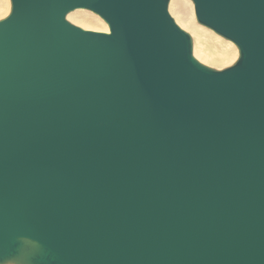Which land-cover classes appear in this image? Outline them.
<instances>
[{"label": "water", "instance_id": "water-1", "mask_svg": "<svg viewBox=\"0 0 264 264\" xmlns=\"http://www.w3.org/2000/svg\"><path fill=\"white\" fill-rule=\"evenodd\" d=\"M10 1L0 264H264V0H190L223 70L170 0Z\"/></svg>", "mask_w": 264, "mask_h": 264}, {"label": "rangeland", "instance_id": "rangeland-1", "mask_svg": "<svg viewBox=\"0 0 264 264\" xmlns=\"http://www.w3.org/2000/svg\"><path fill=\"white\" fill-rule=\"evenodd\" d=\"M183 1L184 0H175V5L174 6H176V5L177 6L174 7L173 6L174 0H170L169 11H170L171 16L178 23V25L192 36V39H193V42H194V56H195V58L198 59L203 64H205V65H207L209 67H212L214 69H217V70H223V69H226V68L232 66V64L235 63V61H236V59L238 57V50L235 47V45H233L231 42H228V41L224 40L223 38L217 36L215 33H213L211 30H209V29H207L205 27H203V30H201L202 27L197 23L196 18H195V11H194L193 3H191L190 0H188L190 4L185 3V1L184 2ZM183 4H184V6H182ZM185 7H187V8H185ZM190 7H192V8H190ZM179 10H182V12L179 11ZM191 10H193V11H191ZM76 12H77V14L75 15ZM87 12L88 13H86V11H81V10L80 11H75L74 15L72 14L70 16L71 17L70 18L71 23L73 22L72 24H74V25L77 24V26L80 25V27L83 25L82 26L83 29L89 28L87 30H94V31L103 32V30H105L107 25L98 16H96L95 14H93V13H91L89 11H87ZM7 14H8L7 0H0V19L5 17ZM78 14H88V16H90L92 18H95V19L97 18V19L94 20V21L92 20L90 22H87L85 19H83V16H81V17L77 16ZM188 16H189V19H192V23H193V25L195 24V26L191 27L189 24H187L188 20H186L185 18L188 19ZM74 19L77 20V21H75ZM182 19H184V20H182ZM82 21L86 22V23H80ZM185 21H186V23H185ZM194 28H196V30ZM204 28H205V31H204ZM193 29H194V31H193ZM206 37H208L209 39L206 38ZM210 37L212 38V40H211ZM215 37H217L218 39L215 38ZM206 39H208V40H206ZM219 39H221V40H219ZM216 40H219V41H216ZM214 43H215V45H213ZM202 45H204V46H202ZM204 51H205V53H204ZM216 52H217V54H216ZM234 53H235V55H234ZM205 55L208 56V57H206ZM233 59H234V63H233Z\"/></svg>", "mask_w": 264, "mask_h": 264}, {"label": "bare ground", "instance_id": "bare-ground-1", "mask_svg": "<svg viewBox=\"0 0 264 264\" xmlns=\"http://www.w3.org/2000/svg\"><path fill=\"white\" fill-rule=\"evenodd\" d=\"M185 1V3H188V4H190L189 3V1L188 0H184ZM183 1V2H184ZM192 3V2H191ZM177 4V3H176ZM175 5V0H174V2H173V6ZM7 6H8V14L5 16V17H3V18H1L0 20H2V19H4V18H6L8 15H9V13H10V10H11V1L10 0H7ZM172 6V7H173ZM177 6V5H176ZM176 6H174V7H176ZM182 6H184V4L182 5ZM185 8H187V7H185ZM190 8H192V7H190ZM189 9V8H188ZM80 11V10H79ZM81 11H83V10H81ZM179 11H181L182 12V10H179ZM191 11H193V10H191ZM180 12V13H181ZM74 13L75 12H73V13H71V14H69L68 15V17H67V19L69 20V22H71L70 21V16L73 14L74 15ZM86 13H88L87 11H86ZM192 13V12H191ZM77 14V12L75 13V15ZM193 14V13H192ZM178 15V14H177ZM77 16H79V17H81V16H83V19H85L87 22H90V21H94V20H96L95 18H92V17H90V16H88V14H78ZM184 16V15H183ZM193 16V15H192ZM191 17V16H190ZM74 18V17H73ZM192 18V17H191ZM186 20H188L187 22V24H189L191 27L192 26H195V24L193 25V23H192V19H189V16H188V19L187 18H185ZM194 19V18H193ZM75 20V19H74ZM182 20H184V19H182ZM181 20V21H182ZM75 21H77V20H75ZM73 23V22H72ZM79 23V22H78ZM80 23H86V22H80ZM100 23V22H99ZM185 23H186V21H185ZM188 25V26H189ZM76 26H77V24H76ZM83 26V25H82ZM82 26H81V28H82ZM78 27H80V25H78ZM89 27V26H88ZM202 27V26H201ZM87 29H89V28H87ZM86 28H85V30H87ZM195 30H196V28H194ZM194 29H193V31H194ZM201 29V28H200ZM201 30H203V27H202V29ZM89 31H94V30H89ZM204 31H205V28H204ZM97 32H100V31H97ZM103 32H105V33H108L109 32V29H108V27H106L105 28V30H103ZM209 32V31H208ZM207 32V33H208ZM203 34V33H202ZM204 36V35H203ZM209 37V36H208ZM208 37H206V38H208ZM211 38V37H210ZM215 38H217V37H215ZM209 39V38H208ZM208 39H206V40H208ZM218 39V38H217ZM211 40H212V38H211ZM219 40H221V39H219ZM219 40H216V41H219ZM208 42V41H207ZM213 42V41H212ZM222 42V41H221ZM206 43V42H205ZM204 43V44H205ZM209 44V43H208ZM219 44V43H218ZM213 45H215V43L213 44ZM226 45V44H225ZM202 46H204V45H202ZM218 46V45H217ZM229 46V45H228ZM210 47V46H209ZM215 47V46H214ZM216 48V47H215ZM228 48V47H227ZM208 49V48H207ZM213 49V48H212ZM217 49V48H216ZM219 49V48H218ZM222 49V48H221ZM215 50V49H214ZM209 51V50H208ZM217 51V50H216ZM221 51V50H220ZM204 53H205V51H204ZM216 54H217V52H216ZM232 54V53H231ZM221 55V54H220ZM224 55V54H223ZM234 55H235V53H234ZM206 56V55H205ZM204 56V57H205ZM219 56V55H218ZM226 56V55H225ZM206 57H208V56H206ZM205 57V58H206ZM203 58V57H202ZM204 58V59H205ZM211 58V57H210ZM238 58V57H237ZM229 59V58H228ZM206 60V59H205ZM208 60V59H207ZM237 60V59H236ZM228 61V60H227ZM226 62V61H225ZM227 63V62H226ZM233 63H234V59H233ZM233 65V64H232Z\"/></svg>", "mask_w": 264, "mask_h": 264}]
</instances>
